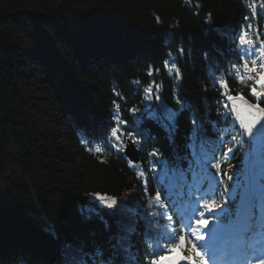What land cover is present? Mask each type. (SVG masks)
<instances>
[{
	"label": "trees",
	"instance_id": "1",
	"mask_svg": "<svg viewBox=\"0 0 264 264\" xmlns=\"http://www.w3.org/2000/svg\"><path fill=\"white\" fill-rule=\"evenodd\" d=\"M254 1L263 7L262 0H191L188 6L183 0H0V165L13 169L0 189V264H109L125 226L136 229L123 241L130 245L125 255L142 262V232L151 220L144 212L157 210L147 198L155 187L149 181L147 191L129 199L140 187V171L101 138L113 123L112 102L127 118L133 115L127 109L143 107V88L162 85V101L175 110L180 98L186 109L177 135L181 153L189 119L199 120L209 137L220 134L213 85L238 60L235 45L252 21ZM180 47L191 57H180ZM165 61L177 65L180 81L168 75ZM225 75L231 94L247 99L251 83ZM142 123L140 131L155 137L149 143L164 142L157 122ZM141 158L142 171L150 168ZM97 194L127 206L107 208ZM92 202L108 229L96 215L86 218Z\"/></svg>",
	"mask_w": 264,
	"mask_h": 264
},
{
	"label": "snow or ice",
	"instance_id": "2",
	"mask_svg": "<svg viewBox=\"0 0 264 264\" xmlns=\"http://www.w3.org/2000/svg\"><path fill=\"white\" fill-rule=\"evenodd\" d=\"M183 2L186 6L191 5V0H183ZM196 7L199 8L200 5L197 4ZM250 7L254 8V6ZM247 18L245 17V19ZM159 22L160 20L157 18V23ZM208 23H212L210 16ZM239 39L241 45L250 43L244 35H240ZM178 52L180 57H191L192 55L191 52L186 53L183 47H180ZM203 55L205 59L208 58L207 52H204ZM241 59L244 60L245 72L249 74L248 79L255 80V84L251 87V95L257 98L264 97V64L257 68L255 59L251 61V64L247 62L246 57L241 56ZM164 66L169 69L168 75L170 77L176 81L182 79V73L175 63L165 61ZM171 69H176V71L173 72ZM153 73L154 69L150 65L147 76L152 77ZM230 78L229 76L228 79H220L213 86L219 94L217 105L225 122L228 120L229 113L223 110L224 105L228 102L233 105L231 111L236 113L235 118L239 121L240 129L237 135L240 136V139L234 135L232 140L235 144L229 147L228 151L232 152L233 148L238 146L239 151L243 153L244 162L242 167L237 164L233 166L230 173H224L226 180L217 179L221 175L219 171L221 165L212 163L207 152H205L208 145L207 129L201 125L199 120L189 119L186 122L185 151L180 152L177 135L180 131V119L186 109L180 98L175 100L179 106L177 109L173 110L168 107L162 101L160 94L162 85L143 88V101L145 102L143 107L127 109V112L133 114L127 118L122 115L123 110L120 104L113 100L112 104L115 109L111 113L113 123L108 125V131L101 136L105 141V147L109 151L114 150L120 159L127 157L130 168L140 155L146 158L150 157L152 160L151 169L146 168L137 174V182L140 187L134 189L133 195L129 197V199H134L139 196L141 188L147 191L149 181H155L158 185L156 193L157 210L153 212L151 211L152 206H149L148 210L144 212L146 218L151 216V220L148 222L149 231L153 227L162 225L165 219L170 226H174L172 223L174 216L168 214L170 211L168 204L160 203L168 192L177 193L182 198H186L192 213L188 217L189 223L183 225L187 235L177 233L178 242L168 243L165 249L152 253L147 262L137 260V264H162L163 261H168V264H181V262L183 264H205V257L197 251L196 242L204 239L203 231L208 228L210 222L209 219H205L207 214H212L214 217V227L208 232L209 242L206 245L211 254H215L218 243L222 242L226 246V254L234 257L236 264H264V194L257 195L258 182L255 170L257 153H264V108L248 105L246 114L237 110L235 107L237 101H242L246 105L247 101L244 100L243 96L231 94L228 83ZM236 78L244 83L245 77L243 75L237 74ZM133 84L139 85L140 79L134 80ZM256 85H259V91ZM175 87H179V84ZM136 90L140 91L139 88ZM114 95L119 100L127 99L120 92L114 91ZM153 101L161 103L160 111L153 108ZM136 113H140V115L136 116ZM208 119L209 121L213 119L211 112L208 113ZM143 120L154 121L159 124L165 133L164 142L149 143V141H154L155 137L150 130L140 131V128L143 127ZM132 124H135V127L131 126ZM244 137H248V139L245 140ZM245 144L248 146L247 149L244 147ZM146 149L151 150L146 151ZM94 151L101 153L103 149L96 147ZM213 168L217 170L215 175L211 171ZM146 173L149 174L146 175ZM261 174L264 175V172ZM209 192L215 199L208 196ZM97 197L101 203L110 209L119 204L115 198L99 194ZM160 209H163V212ZM127 211L132 212L133 217L136 216L132 209H127ZM82 214H84L83 209ZM197 214L198 219L196 218ZM93 215L101 220L105 229L109 228L107 220L104 219L94 202L88 208L86 218L91 219ZM193 220L195 228H193ZM132 223L135 224V220ZM124 231L127 236L116 237L117 245L114 246L116 251L109 264H115L117 256L121 258V264H126L124 254L129 251L130 245L126 247L123 241L130 237L136 229L125 226ZM53 235L55 234L53 233ZM65 247H70V245H65ZM173 253H177V256L170 259V254ZM97 254L99 255V252ZM79 264H84V261H80Z\"/></svg>",
	"mask_w": 264,
	"mask_h": 264
},
{
	"label": "rangeland",
	"instance_id": "3",
	"mask_svg": "<svg viewBox=\"0 0 264 264\" xmlns=\"http://www.w3.org/2000/svg\"><path fill=\"white\" fill-rule=\"evenodd\" d=\"M0 118H1V114H0ZM13 169L7 165H0V188H2L3 186L6 185L5 179L6 176L12 172Z\"/></svg>",
	"mask_w": 264,
	"mask_h": 264
},
{
	"label": "bare ground",
	"instance_id": "4",
	"mask_svg": "<svg viewBox=\"0 0 264 264\" xmlns=\"http://www.w3.org/2000/svg\"><path fill=\"white\" fill-rule=\"evenodd\" d=\"M260 18H262V17H260ZM100 143H104V141H101ZM231 158H234V156L233 155H231ZM235 160L237 159V158H234ZM1 189V188H0ZM0 194H1V191H0Z\"/></svg>",
	"mask_w": 264,
	"mask_h": 264
},
{
	"label": "water",
	"instance_id": "5",
	"mask_svg": "<svg viewBox=\"0 0 264 264\" xmlns=\"http://www.w3.org/2000/svg\"><path fill=\"white\" fill-rule=\"evenodd\" d=\"M137 161V160H136Z\"/></svg>",
	"mask_w": 264,
	"mask_h": 264
}]
</instances>
